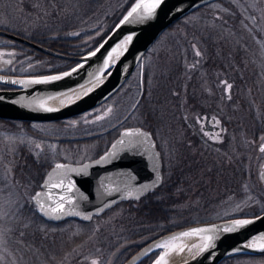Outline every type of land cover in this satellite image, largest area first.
Segmentation results:
<instances>
[{"label": "rangeland", "instance_id": "obj_1", "mask_svg": "<svg viewBox=\"0 0 264 264\" xmlns=\"http://www.w3.org/2000/svg\"><path fill=\"white\" fill-rule=\"evenodd\" d=\"M135 2L136 0H0V28L39 43L64 38L62 42L65 44L69 39L71 46L81 48L83 43L90 41L92 45L99 37L101 41ZM204 6L207 7L202 6L189 17L205 14L202 11L208 7L222 13L218 2ZM199 21L197 28H211L205 19L199 17ZM171 29L172 27L167 31ZM3 43L12 42L0 36L2 56L25 63L33 62L29 68L24 64L17 65L15 71L18 73L37 70L49 73L58 70L56 68L64 63L68 64L65 68L75 64L67 62L70 59L65 58L51 61L50 58L31 52L29 47L16 44L12 47L3 46ZM8 53L13 55H7ZM169 68L166 67L167 70ZM155 70L161 77L166 75L162 66L159 70L155 67ZM134 88L135 91L128 95L130 103L126 100L124 105L117 102L118 97L123 95V88L110 99L114 100L111 102L114 103L115 113L103 124L109 126L119 121L139 94L137 86ZM155 117L164 120L166 125L173 126L172 116L159 112ZM138 121L129 119L114 125L111 137L102 146L103 141L99 142L98 136L103 134H95L98 126L95 128L91 123H86L82 115L61 122H31L28 125L0 120V264H90L92 259H96L99 264H120L127 253L167 228L173 229L175 225L184 222L189 224L247 212L232 200L222 206L217 205L221 200L215 199L207 189L209 182L206 181L205 173L208 168L205 167L196 179L195 191L190 192V182L184 177L179 182L176 181L178 185L173 188L170 185L174 176L169 174L168 180L164 182V188L168 186L169 189L164 195L158 194L163 188L161 186L153 196L121 201L89 221L66 219L52 223L34 219L35 209L31 195L53 162H80L93 158L101 146V150L107 146L120 127L140 124ZM36 145L40 147L37 148ZM170 146L174 149L172 143ZM172 165L171 163V168ZM181 172L183 176L186 175L189 172L188 166L187 170L181 166ZM138 210L143 212L138 213ZM16 227H25L30 231L33 229L34 235L38 232V242L32 236L22 239L25 231L20 230L18 237L25 244H14L8 236L15 234L9 233V230ZM156 254L157 252L151 257ZM221 264H264V255L236 256Z\"/></svg>", "mask_w": 264, "mask_h": 264}, {"label": "flooded vegetation", "instance_id": "obj_2", "mask_svg": "<svg viewBox=\"0 0 264 264\" xmlns=\"http://www.w3.org/2000/svg\"><path fill=\"white\" fill-rule=\"evenodd\" d=\"M213 2L221 5L222 13L208 7L202 11L205 14L189 17L201 6L176 20L171 30L166 28L152 42L110 97L77 115L98 126L95 134H103L98 136L102 146L111 137L114 125L124 120H139L141 123L135 125L150 132L159 151L161 182L141 197L153 196L161 186L158 194L164 195L169 189L164 188L169 174L174 176L173 188L184 177L190 182V192L195 191L196 179L207 167V189L215 199L220 198L217 205L232 200L247 210L240 215H255L264 211V152L260 151L264 144V0L209 3ZM199 17L211 28H197ZM32 63L0 55V73L39 74L15 71L17 65L29 68ZM161 66L166 70L162 77L155 70ZM136 86L139 94L119 121L103 124L115 113L114 100L110 99L123 88L117 102L130 103L128 95ZM108 109L111 112L105 116ZM159 112L172 116L173 126L155 117ZM97 116L104 118L96 120ZM127 126L134 125L120 127L96 156L108 149ZM181 166L186 170L188 166L184 176Z\"/></svg>", "mask_w": 264, "mask_h": 264}, {"label": "water", "instance_id": "obj_3", "mask_svg": "<svg viewBox=\"0 0 264 264\" xmlns=\"http://www.w3.org/2000/svg\"><path fill=\"white\" fill-rule=\"evenodd\" d=\"M211 1L213 0H162L161 6L150 19L143 22L125 23L116 28V25L119 24L124 15H127L130 8L94 49L82 55L63 53L0 28V35L2 36L25 43L48 55L77 61L76 64L67 69L45 74L14 75L0 73V84L6 86L0 87V118L54 121L76 115L97 105L110 97L120 87L144 52L165 28L195 8ZM129 35L133 36L132 41L122 44ZM117 45L122 46L118 48L117 52L113 53L110 67L104 71V74H101L100 70L103 68L105 58L112 52V49L117 48ZM97 48H100V51L95 56H91L90 52L95 51ZM82 63L84 64L83 68L58 81L47 84L24 85L10 83L12 80L27 81L50 75L62 76L64 72H71L73 68ZM98 76L100 79H96ZM80 85L84 87L81 88ZM73 88L76 89L75 93L69 91ZM89 88H92L93 91L86 96L83 95ZM60 93H67L72 96L75 102L68 105L66 97L61 96ZM77 95L81 97L79 100H76ZM50 96H56V99H47ZM61 100H64L65 103L61 104ZM41 101L46 102V107L58 110L52 112L41 110L37 107ZM135 129H140L141 132L148 135L146 142L143 138H140V142H137L135 137L122 135L125 131ZM122 139L125 141L123 145L118 143ZM129 140L133 143L129 144ZM114 144L116 145L115 149L113 148ZM101 157H106V159L101 160ZM57 163L65 164L69 168L78 171L68 172L65 176V170L55 169ZM85 165L87 168L80 171L84 169ZM50 175L51 179H49ZM61 179L64 180L66 185L74 186L71 192H66L62 188H50L51 184L59 183ZM46 181H48L49 187L45 186ZM160 182V157L154 139L148 130L140 126H129L121 129L108 149L98 157L81 163L55 162L48 169L40 183V187L32 194L31 200L36 211L47 219L57 221L66 217H74L89 220L84 217L91 218L93 215L101 214L106 208L121 199L138 198L142 194L153 190ZM38 192L41 193V197L38 199L44 203L45 211H41L36 200H33ZM61 195L71 197L72 203L65 204L63 213H47V209L54 206L53 201H58ZM237 219H247L252 222L233 232H218L214 246L203 253H199V248L188 250L192 244H202L198 237H184L182 241H171L170 239L172 236L192 228H212L215 226L223 229ZM165 242L170 245L180 243L186 245L182 253L176 254L179 251L178 248L176 251L170 252L165 257L167 264H185L186 261L187 264H218L223 259L233 255H263L264 250H261L260 246L264 245V211L256 215L194 222L171 229L141 245L121 264H137L146 255L159 250L158 254L147 263L155 264V260L160 253L168 251V249H156L155 245ZM249 244L252 247H248ZM150 248L153 251H149Z\"/></svg>", "mask_w": 264, "mask_h": 264}, {"label": "snow or ice", "instance_id": "obj_4", "mask_svg": "<svg viewBox=\"0 0 264 264\" xmlns=\"http://www.w3.org/2000/svg\"><path fill=\"white\" fill-rule=\"evenodd\" d=\"M162 0H136V3L132 5L131 9L127 12V15H124L123 19H121L119 21V24L116 25V28H119L121 25H124L125 23H129V22H143L145 20L150 19L157 11V9L161 6ZM133 39L132 35H129L125 38V40L122 42V44H127L129 42H131ZM122 45H117V48L112 49V52H110L108 54V57L105 58L104 62H103V68L100 70L101 74H104V71L106 69H108L110 67V61L112 59V55L113 53L117 52L118 48H120ZM101 47H103V45H101ZM100 51V48H97L95 51L90 52L91 56H95L97 54V52ZM197 55H200L199 52L196 53ZM2 55V54H0ZM7 55H13L12 53H8ZM87 59V58H86ZM85 59V62H86ZM10 63V61H8ZM84 64H79L76 68H73L71 70V72H64L63 75H50V76H44L40 79H32V80H12L10 81V83L12 84H47L49 82L52 81H58L60 79H63L65 77H69L71 76L73 73L77 72L78 69L83 68ZM96 79H100V77H96ZM81 88H83V85H80ZM228 88H231V85H227ZM69 91L75 93L76 89H70ZM93 89L89 88L87 89V91H85L83 93V95H88L90 92H92ZM61 96H65L66 100H67V104L71 105L72 103H74L75 101L73 100L72 96L68 95L67 93H60ZM81 97L79 95L76 96V100H79ZM47 99H56V96H50L47 97ZM65 101L61 100V104H64ZM37 107H39L41 110L46 111V112H52V111H57L58 109L56 108H51V107H46V102L45 101H41ZM111 112V109H108L105 112V116H107L109 113ZM104 117L102 116H97L96 120H101ZM75 122H73L74 124ZM218 123V121H217ZM123 136L125 137H135L137 138V142H140V138H143L144 142L147 141L148 139V135L146 133H143L140 131V129H135V130H128L125 131L124 133H122ZM217 134V137L218 138ZM119 144L123 145L125 143V141L122 139L120 141H118ZM133 141L129 140V144H132ZM37 148L40 147V145H36ZM113 148H116V145H113ZM260 151L264 152V144L261 145L260 147ZM114 154V153H112ZM106 159V157H101V160ZM99 163V162H98ZM87 168V166H84V169H81L80 171H83ZM55 169L56 170H65V176L67 175L68 172H74V171H78L77 169H73V168H69L67 165L65 164H60L57 163L55 165ZM49 179H51V175L49 176ZM157 179H159V177H157ZM45 186L49 187L48 185V181L45 182ZM72 187L71 185H66L64 183V180L61 179L59 183H54L50 185V188H62L64 191L66 192H71L72 191ZM129 195H131V193H129ZM39 197H41V193H36V195L33 197V200H36V202L39 205V208L41 211H45V205L44 203L38 199ZM51 199V197H49ZM71 204L72 203V199L71 197H66L64 195H61L59 197L58 201H53V205L54 206H50L47 209V213H63L64 212V208H65V204ZM85 219H90V217L85 216ZM252 221L251 220H247V219H237V220H233L231 222V224L225 226L223 229L217 228L215 226H213L212 228H192L188 231H184L179 233L178 235H174L172 236L170 239L171 241H182V238L184 237H198L201 241L202 244H192L190 248H188L189 251H191L192 248H199V253H203L204 251L208 250L209 248H212L214 246V241L217 239V233L220 231H224V232H233L236 231L239 228H242L248 224H250ZM186 245H184L183 243L180 244H169L168 242L165 243H157L155 245L156 249H168V251L165 252H161L159 257L155 260V264H167V261L165 259L166 256H168L170 254V252H174L176 251V249L178 248V252L176 254L182 253L185 250ZM248 247H252L251 244L248 245ZM261 250H264V245H261ZM149 251H153V249H149ZM198 253V254H199ZM147 254V253H145ZM90 264H99V262L96 259H92L90 261ZM185 264H187V261L185 262Z\"/></svg>", "mask_w": 264, "mask_h": 264}, {"label": "trees", "instance_id": "obj_5", "mask_svg": "<svg viewBox=\"0 0 264 264\" xmlns=\"http://www.w3.org/2000/svg\"><path fill=\"white\" fill-rule=\"evenodd\" d=\"M110 29V28H109ZM103 37V36H102ZM8 39V38H7ZM61 40H55V39H53V40H42V41H44V42H41V43H45L44 45H46V46H48V47H50V48H53V49H56V50H58V51H61V52H64V53H67V54H72V55H80V54H84V53H86V52H88L89 50H91L92 49V47H94L99 41H100V39H101V37H99V38H97V39H95L94 40V42H93V44L91 45L90 44V41L89 42H86V43H83L82 44V47L81 48H79L78 46H71L70 45V40L68 39L66 42H65V44H64V42H62L63 40H64V38H60ZM8 40H10V39H8ZM32 40H34V39H32ZM11 42H12V44H8V43H3L2 45L4 46H14V44H16V45H19V46H22V47H29L30 48V50H31V52H35V53H37V55H41V56H45V57H47V58H50L51 59V61L52 60H65V59H62V58H59V57H55V56H52V55H48V54H45V53H43V52H41V51H39V50H37V49H35V48H33V47H30V46H28V45H25V44H23V43H21V42H18V41H15V40H10ZM66 60H68V59H66ZM67 62H69V63H73V61L72 60H68ZM67 65L68 64H63V65H59L58 66V68H56V69H58V70H60V69H63V68H65V67H67ZM42 72H45V71H32L31 73H42ZM1 121H5V122H9V123H13V122H20V123H22V124H24V125H28L29 123H31L30 121H20V120H10V119H0ZM63 120H65V119H61V120H57V121H51V122H42V123H52V122H61V121H63ZM38 123H40V122H38ZM141 212H143V210L141 211V210H138V213H141ZM33 217H35L34 219H36V220H41V221H43V219L36 213V211H34V215H33ZM184 224H186L185 222L184 223H181V224H178V225H175L174 226V228H176V227H178V226H182V225H184ZM15 226H16V223H15ZM169 229H171V228H167L166 230H164V231H161V232H159V233H157L156 235H154V236H152L151 238H153V237H155V236H157V235H159V234H161V233H163V232H165V231H167V230H169ZM20 230H23V231H25V235H23L22 236V239H24V238H28V237H30V236H32L34 239H35V241L36 242H38L37 240L39 239V235H38V232H37V234H35L34 235V233H33V229H32V231H30V229H27V228H25V227H23L22 229H20V228H18V227H16V228H12V229H10L9 230V233H11L12 234V232L13 233H15V234H12V235H9L8 237H10V238H12L11 240H12V242L14 243V244H16L17 246H19L20 244H22V245H24L25 244V242H23L22 240H20V238L18 237V236H20ZM16 236V237H15ZM151 238H149V239H151ZM148 239V240H149ZM22 245H20V246H22ZM140 246V245H139ZM139 246H137L136 248H134L133 250H131L129 253H127L125 256H126V258L135 250V249H137ZM236 256H241V255H236ZM236 256H232V257H229V258H226V259H224V261L225 260H227V259H232V258H234V257H236ZM150 258H151V255L150 256H148V257H146L145 259H143V260H141L138 264H146V262L148 261V260H150ZM223 262V261H222ZM221 262V263H222ZM121 263V262H120Z\"/></svg>", "mask_w": 264, "mask_h": 264}]
</instances>
